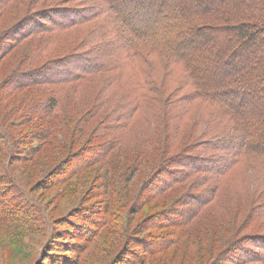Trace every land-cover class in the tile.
Segmentation results:
<instances>
[{
    "label": "trees",
    "instance_id": "obj_1",
    "mask_svg": "<svg viewBox=\"0 0 264 264\" xmlns=\"http://www.w3.org/2000/svg\"><path fill=\"white\" fill-rule=\"evenodd\" d=\"M2 117L0 228L50 235L24 172L45 191L93 179L101 202L62 239L116 235L136 246L120 264H264V0H0ZM54 245L43 264H81Z\"/></svg>",
    "mask_w": 264,
    "mask_h": 264
},
{
    "label": "rangeland",
    "instance_id": "obj_2",
    "mask_svg": "<svg viewBox=\"0 0 264 264\" xmlns=\"http://www.w3.org/2000/svg\"><path fill=\"white\" fill-rule=\"evenodd\" d=\"M146 3L148 2L146 1ZM132 5L135 6L134 4ZM156 18L157 15H155V12L151 13L147 19L148 23L149 24L150 22L152 23V21L155 20ZM164 23L165 22H161L157 26L158 27L157 33L161 35L163 38L172 37L173 32L171 30H166L165 27H163ZM175 43L177 45L182 43V41L177 40ZM149 60L151 63L156 64V66L158 62H161L160 59L155 56H151ZM133 64L136 66L138 65L140 69L144 68V66H142L139 63L135 62ZM134 69L137 70L136 67H134ZM9 73H11V71H9ZM164 75L165 72H162L161 77H163ZM0 122L4 123L3 117L2 119H0ZM240 167L241 166H239L235 170V172ZM239 170L243 171V167H241ZM19 171L21 170L19 169ZM97 171L98 169L94 170L93 171L94 174ZM100 172L101 171H98V173ZM92 181L93 179L86 186H82V183L78 182L77 185L70 184L69 186H59L53 188L50 191H45L42 188L41 189L37 188L36 182L38 181H33L32 178H29L28 175H26V173L24 172L22 183L25 184L28 190L32 191L33 193L32 197L38 199L39 203L41 204V206H43V208L45 209L46 213L48 214L51 220L52 226L50 228V235L47 236V234L29 233L23 236H19L18 235L19 228H17L16 226H9L8 228L1 227L0 228V264H43L44 261H46L47 257L49 258L48 256L49 254H54L57 252L56 247L54 245L55 241L75 244L76 252L80 251L82 252L81 254H83V260L81 264H120L119 261L123 262L125 258L131 260V257L126 256V254H128L126 253V250L129 248L128 250H130V252H133L136 246L130 245V243H124V242L118 243L117 236L116 235L111 236V234L107 232L101 234L100 236L101 241H97L96 240L97 237H93L94 235L89 234L90 232L87 230L86 236L93 238L92 240H90V243L88 244L82 243L79 240L76 241L77 239H75L74 237L72 238L65 235H64L65 237H63L62 239L63 232L67 230V228H69L68 219H71L79 224V221H77L76 218L73 219L71 218V216L74 213L71 211L75 209L72 208L78 205L80 206L81 203L83 204L90 203L88 201V198L94 200L93 202H99L100 200L98 195L99 190L92 188L93 185V183H91ZM139 185L140 184L138 181L135 183L134 186L131 185L130 186L131 188H128V190L130 191L131 194H133L138 190ZM71 191H74V193L70 194L69 196L66 195L68 199H64L66 197L65 193L66 192L70 193ZM84 200L86 202H84ZM97 205L98 204H96V206H93V208L96 209ZM35 210H37V208H33L31 211H35ZM137 220L136 222H138ZM242 221L243 218L239 217L238 218L239 224H241ZM30 222L32 224H37V222H33V221ZM93 227H89V228L93 229ZM83 228L86 227L83 226ZM246 234L248 233L246 232ZM107 240H109V243H107ZM196 250L199 253V248H197ZM203 251L201 252L203 253L202 256L205 255L207 256V252L205 250ZM184 252L185 250L182 248H175L169 253L151 259V262L149 264H193V260L195 259L197 253H193L192 256H190L189 252L187 253ZM58 261H59L58 258H54L53 264H58ZM71 262H72L71 264H75L73 257L71 258Z\"/></svg>",
    "mask_w": 264,
    "mask_h": 264
}]
</instances>
